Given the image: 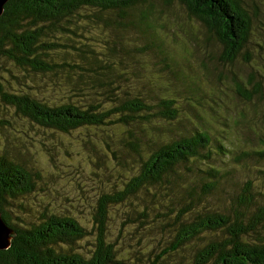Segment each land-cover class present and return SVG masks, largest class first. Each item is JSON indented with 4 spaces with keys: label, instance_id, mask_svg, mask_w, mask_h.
I'll list each match as a JSON object with an SVG mask.
<instances>
[{
    "label": "trees",
    "instance_id": "16d2710c",
    "mask_svg": "<svg viewBox=\"0 0 264 264\" xmlns=\"http://www.w3.org/2000/svg\"><path fill=\"white\" fill-rule=\"evenodd\" d=\"M173 2L220 43L223 63L232 65L247 51L252 18L240 0H166ZM153 15L152 0H11L5 6L0 104L36 131L64 137L83 131L88 144L101 140L115 160L127 161L134 171L127 178V170L117 171L121 187L100 193L91 231L66 211L33 208V197L48 193L38 188L41 175L0 148V211L15 232L11 247L0 251V264H121L117 240L130 249L127 263L146 258L140 262L264 264V183L240 182L237 176L244 162L264 161V150L241 152L225 138L214 139L202 117L197 119L206 105L193 100L192 109L182 112L185 93H178V100L165 96L158 78L144 74L143 54L156 59L158 75L176 72L155 43L133 46L135 35L156 33ZM12 77L30 91H15ZM250 79L254 93L234 81L245 101L263 96L255 76ZM45 87L58 94L38 98ZM6 124L13 126L1 119V132L9 130ZM169 127L179 129L176 140L162 131ZM96 169L108 178L113 171L108 163ZM79 189L84 195L96 186L85 182ZM113 208L125 210L124 218L109 226ZM90 236L95 244L86 255Z\"/></svg>",
    "mask_w": 264,
    "mask_h": 264
},
{
    "label": "rangeland",
    "instance_id": "374dc122",
    "mask_svg": "<svg viewBox=\"0 0 264 264\" xmlns=\"http://www.w3.org/2000/svg\"><path fill=\"white\" fill-rule=\"evenodd\" d=\"M240 1L252 18V31L246 45L247 51L232 65L222 62V46L215 38L210 37L202 23L191 18L178 3L167 4L166 0H152L154 15L151 23L156 21V33L135 35L133 46L139 49L155 43L167 52L168 59L176 68L174 76L158 75V71L154 69L156 59L143 54L140 55V66L144 74L147 75L151 71L152 77L158 78L157 87L165 96L178 100V93H185L179 102L182 112L192 109V104L189 102L193 100L206 105V110H198L197 119L202 117L200 123L210 129L214 139L225 138L229 145L235 146L241 152L263 151L264 0ZM143 10L144 7L136 9L135 16L138 17ZM245 59L247 61H244ZM204 64L207 66L206 71L203 68ZM13 74L21 77L16 71ZM252 76H255V83L261 84L263 96L253 95L251 101H245L237 94L234 81L235 79L242 81L244 89L254 93L251 87L253 79H250ZM10 81L15 91H30L26 87L21 89L22 85L18 79L12 77ZM195 86L198 87L197 92ZM192 91H195V94ZM57 94V91L45 87L39 92L38 98ZM8 109L0 104V120L6 118L13 123L12 128L6 124L9 130L2 132L0 130V148L2 151L8 150L10 154L19 158L31 171L39 173L43 183H39L38 188L40 190L45 187L48 192H38L37 197H33L34 201H31L32 207L37 208V211L48 210L57 213L66 211L67 214L79 218L89 230H94L93 220L100 193L109 194L121 187L124 180L116 179L117 171L127 170L124 172L127 178L132 176L134 170L127 161L115 160L110 154L111 149L109 148V151L101 140L94 141V146L88 144L90 140L83 131L74 133L73 137L55 136L42 130L36 131L28 124L20 122L14 110ZM236 120L241 125L236 126ZM184 125L189 131L192 129L188 122H184ZM179 128L183 129L181 126ZM162 131L169 140H176L180 133L177 127H169ZM109 135L115 138V131L109 132ZM120 155L116 154L118 158ZM104 163H108L110 168L113 167L110 178L105 176L107 173L96 169ZM260 169L264 170L262 160L244 162L238 169L237 176L240 182L247 179L259 180L258 185L261 186L260 183H264V173ZM85 182L89 187L96 186L94 193L91 191L80 195L79 185ZM73 197L75 198L70 204L69 199ZM120 210V208L110 209L109 226L123 220L125 210L123 213H120ZM36 213L34 212L38 215ZM86 240L83 253L89 255L93 250L91 244H95V236H90ZM117 244L124 258L121 259V264H126L130 249L122 241L117 240ZM144 259L146 258L127 264H142Z\"/></svg>",
    "mask_w": 264,
    "mask_h": 264
},
{
    "label": "water",
    "instance_id": "95a60500",
    "mask_svg": "<svg viewBox=\"0 0 264 264\" xmlns=\"http://www.w3.org/2000/svg\"><path fill=\"white\" fill-rule=\"evenodd\" d=\"M11 0H0V19L5 12V6ZM14 230L5 222L3 214L0 211V251L8 250L14 238Z\"/></svg>",
    "mask_w": 264,
    "mask_h": 264
}]
</instances>
